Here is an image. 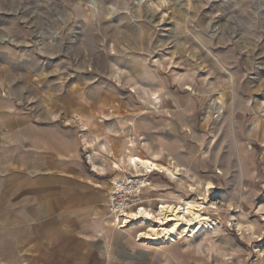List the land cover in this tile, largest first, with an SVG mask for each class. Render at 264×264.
Returning a JSON list of instances; mask_svg holds the SVG:
<instances>
[{"label":"rangeland","instance_id":"374dc122","mask_svg":"<svg viewBox=\"0 0 264 264\" xmlns=\"http://www.w3.org/2000/svg\"><path fill=\"white\" fill-rule=\"evenodd\" d=\"M156 89L154 109L143 93ZM9 108L77 128L108 182L106 169L147 173L111 167L129 150L181 166L174 181L149 173L142 205L166 183L217 224L161 246L131 227L148 264H264V0H0ZM160 141L177 144L173 156Z\"/></svg>","mask_w":264,"mask_h":264},{"label":"crops","instance_id":"0c3cea01","mask_svg":"<svg viewBox=\"0 0 264 264\" xmlns=\"http://www.w3.org/2000/svg\"><path fill=\"white\" fill-rule=\"evenodd\" d=\"M0 118V264H148L130 228L117 229L107 213L117 173L106 169L108 182L92 168L77 128L10 108ZM176 149L159 142L162 152ZM155 185L153 197L176 202L166 183Z\"/></svg>","mask_w":264,"mask_h":264},{"label":"bare ground","instance_id":"6f19581e","mask_svg":"<svg viewBox=\"0 0 264 264\" xmlns=\"http://www.w3.org/2000/svg\"><path fill=\"white\" fill-rule=\"evenodd\" d=\"M160 82L163 83V80L161 79ZM185 88L191 90L189 86H185ZM157 90L158 89L143 93V95L153 101L154 109L159 108L161 106L160 104L163 102L162 95ZM165 103L166 104L163 105L164 107L168 104H170V106H175V103H170L169 100H166ZM134 142V138L130 137V146H133ZM102 146L103 144L101 147ZM120 164L130 166L137 172L157 171L165 173L173 181L181 174V166L174 161L162 163L156 154L149 158H143L129 150L119 159L118 163H112L111 167L117 169L120 168ZM93 165L94 168H98L96 164L93 163ZM209 186L210 183H208L206 189ZM201 210V204L197 203L195 200L177 198L176 202H164L163 199H159L154 208L146 204L129 209L124 213V224L131 223L127 229L143 226V228L136 233L137 240L143 241L144 244L161 246L176 242L184 236L190 237L198 232L212 228L216 220L205 216Z\"/></svg>","mask_w":264,"mask_h":264},{"label":"built area","instance_id":"2783aa9c","mask_svg":"<svg viewBox=\"0 0 264 264\" xmlns=\"http://www.w3.org/2000/svg\"><path fill=\"white\" fill-rule=\"evenodd\" d=\"M149 173L151 172L113 179L107 193L106 209L108 215L115 220L113 224L116 228L124 229L131 225L124 224V213L143 204V192L152 185Z\"/></svg>","mask_w":264,"mask_h":264}]
</instances>
